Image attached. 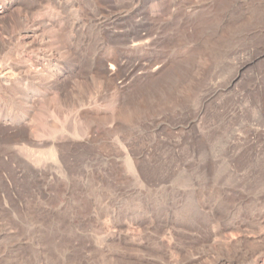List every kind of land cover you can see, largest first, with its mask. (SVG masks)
I'll use <instances>...</instances> for the list:
<instances>
[{"label": "rangeland", "instance_id": "374dc122", "mask_svg": "<svg viewBox=\"0 0 264 264\" xmlns=\"http://www.w3.org/2000/svg\"><path fill=\"white\" fill-rule=\"evenodd\" d=\"M2 72L0 264H264V0H0Z\"/></svg>", "mask_w": 264, "mask_h": 264}, {"label": "bare ground", "instance_id": "6f19581e", "mask_svg": "<svg viewBox=\"0 0 264 264\" xmlns=\"http://www.w3.org/2000/svg\"><path fill=\"white\" fill-rule=\"evenodd\" d=\"M9 84L19 85L20 86L21 82L17 81V79L14 78L13 75L11 76L7 72L0 73V87H2L4 85L6 86V85H9ZM32 126H33V124H32ZM32 128L29 129L30 130L29 132H31L32 134H34L36 129L33 130ZM36 133H37V131H36Z\"/></svg>", "mask_w": 264, "mask_h": 264}]
</instances>
